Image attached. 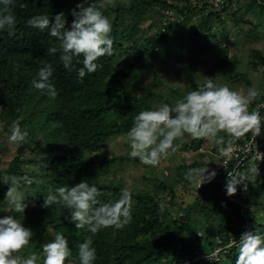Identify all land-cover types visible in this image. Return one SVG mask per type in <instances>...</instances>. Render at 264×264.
Returning <instances> with one entry per match:
<instances>
[{"label":"trees","instance_id":"1","mask_svg":"<svg viewBox=\"0 0 264 264\" xmlns=\"http://www.w3.org/2000/svg\"><path fill=\"white\" fill-rule=\"evenodd\" d=\"M185 1L181 6L169 0H95L96 6L111 20L114 52L111 57L100 58L103 68L86 74L83 82L76 78L75 70L69 73L63 68L59 60L60 41L26 25L27 18L32 15L54 16L64 12L67 27L73 19L70 10L82 0H23L22 5L15 6L14 33L0 32V122L5 132L3 138L7 141L8 126L17 117H22L21 125L29 135L27 143H13L15 155L5 167L0 166V178L11 175L23 178L19 187L27 204L24 224L34 232L29 246L22 250L25 254L34 251L42 260V246L52 238L49 234L58 228L69 237L73 249L66 264H79L78 244L88 233L75 229L74 224L64 219L67 209L62 210L55 204L50 208L42 207L44 195L49 188L54 190L62 184L71 186L88 179L103 190L102 202L118 198L120 188L127 185L112 179L113 171L120 163L140 160L101 151L112 136L127 134L137 112L161 102L173 103L177 97L196 88L200 81L205 82L204 77L209 75L214 81L230 86V82L234 84L242 79L247 86H252L251 68L243 71L235 64L229 65L232 43L227 31L219 55L221 60L214 62L219 67L217 72L198 77L194 63L200 60L199 55L216 51L220 46L218 29L225 27L226 17L235 13L240 18L258 3L241 0L239 5L224 10L207 11L206 4L193 7ZM166 7L174 8L181 17L172 20L165 31L159 28L152 35L133 32L149 19L151 25L155 24ZM178 27L183 31L191 30L187 37L192 43L200 45L209 41L212 45L204 49L192 46L189 55L175 62L171 74L175 82L169 92H163L144 83L141 76L148 67L149 58H172L170 35L177 33L181 38ZM177 37L174 36L177 49H189L187 43ZM51 48L56 52L49 54ZM250 57L254 58V67L264 68L262 50L252 49ZM127 59H130L128 66L120 64ZM42 60L52 62L55 68L53 83L59 93L55 99L31 86ZM220 135L223 142L220 145L213 142L209 147L205 140L193 139L189 144L178 138L174 141L177 148L196 150H193L192 159L179 164L174 173L158 179L151 188L132 190L127 186L133 193V219L122 229H102L93 237L98 257L96 264H186V260L198 253L211 257L192 260L189 264H235L238 248L233 241H238L246 230L264 231V177H254L244 200L226 195L224 184L217 176L201 187L184 178L188 168L206 166V161L215 163L220 158L219 146L229 144L228 138L223 133ZM3 144L0 142V153ZM261 144L264 146V140ZM178 184L197 191L194 202L185 209L174 207ZM9 188L10 184L0 179V208L5 207ZM9 214L12 213L0 211V216ZM218 249L220 251L214 254Z\"/></svg>","mask_w":264,"mask_h":264},{"label":"clouds","instance_id":"2","mask_svg":"<svg viewBox=\"0 0 264 264\" xmlns=\"http://www.w3.org/2000/svg\"><path fill=\"white\" fill-rule=\"evenodd\" d=\"M23 0H0V32L8 31L12 35L17 22L15 6ZM73 17L66 27L64 12L52 14L40 13L27 18L26 25L39 32H47L50 37L60 41L59 60L63 68L83 82L86 74L103 68L100 58L111 57L114 52L112 23L108 15L95 4V0H82L70 10ZM49 54L56 49L48 50ZM75 60V63H74ZM79 65V67H77ZM55 68L52 62L41 61L31 86L43 94L55 99L58 90L53 83ZM253 86L246 89L235 88L227 83H218L207 79L202 85L177 97L173 103L161 102L154 107L144 108L133 117L127 132L129 155L138 158L144 165L156 167L161 159L177 150L174 143L186 134L192 139L212 141L220 145L228 138L229 147L219 148L220 155L227 156L234 141L251 133L260 135L264 127V115L258 109L250 110V105L259 96ZM264 98V97H263ZM262 98V99H263ZM260 99V98H259ZM22 117L13 119L8 126L7 139L10 143L25 144L29 133L21 125ZM258 173L257 165L246 171H229L225 178V193L232 196L237 186L247 189L248 178ZM217 172L209 165L190 167L184 173L186 181L200 187L215 179ZM3 181L10 184L5 196V207L0 211L12 214L0 216V264H66L72 257L73 249L69 237L56 231L51 239L42 246L43 257L36 252L25 254L22 250L29 246L34 232L24 224L27 207L25 195L20 190L23 179L16 175L4 176ZM103 190L88 179H82L74 185L62 184L54 190L49 188L44 195L42 207L58 205L67 209L64 219L75 225V229H84L86 235L78 244L79 264H96L97 250L93 237L102 229H122L133 219V193L127 187L119 190L118 198L102 202ZM14 213L23 214L22 217ZM238 248L235 264H264V231L246 230L234 240Z\"/></svg>","mask_w":264,"mask_h":264},{"label":"rangeland","instance_id":"3","mask_svg":"<svg viewBox=\"0 0 264 264\" xmlns=\"http://www.w3.org/2000/svg\"><path fill=\"white\" fill-rule=\"evenodd\" d=\"M104 1H128V0H104ZM244 12V11H242ZM237 14H240L239 12ZM238 16V15H237ZM233 13L226 17L225 27H220L219 30V38L218 45H220L216 51H211V53H204L200 56V60L194 63V67L197 70L198 77H202L208 72L215 73L219 69L218 66L214 65L218 59L221 60L219 55L222 53L221 46L225 44V33L228 32L229 42L230 44V56H229V65L237 66L238 69L246 71V69L251 68L249 74H251V84L255 87L259 94V98H263L264 95V68L261 66L254 67V58L250 57V51L254 48L260 49L264 52V9L261 6L253 7L248 12L242 13V16L239 18ZM189 26H192V17L188 20ZM198 22V21H197ZM155 24L151 25V19L141 23L138 28H134L133 32L136 31L143 32V34L152 35L156 29L160 28L161 23L159 20L154 22ZM178 32L181 35V38L177 37V33H173L174 36L177 37V40H183L189 46V49L186 51L178 50L176 46V42L174 40V36L170 35L169 45L173 50V56L170 60H166L165 58H160L159 56L151 57L147 61L148 67L142 73L141 79L146 84H152L156 88L162 90L163 92H169L170 86L174 84L175 79L171 77L173 69L172 66L175 62H180L182 59L189 55L192 50L190 49L192 46L194 47H207L208 45H212V42H205L199 44L192 43L191 39L187 37L185 31L181 30L178 27ZM191 32L190 29H186ZM223 31V34H222ZM227 31V32H225ZM182 33V34H181ZM191 34V33H190ZM221 43V44H220ZM187 46V47H188ZM177 49V50H175ZM238 61V62H237ZM130 59L122 62L125 66H128L130 63ZM163 75V76H162ZM212 76H205V81ZM185 80V79H184ZM218 82V80H215ZM185 83V82H184ZM204 82L200 81L199 85H202ZM219 83V82H218ZM232 87L235 88H247V84L244 79L236 81L234 84L230 82ZM3 123L0 122V142H3L2 151L0 153V166L5 167L7 162L10 161L16 152V146L13 143L5 140L3 137L5 132L3 129ZM186 143H191L192 138L187 134L181 138ZM3 140V141H2ZM206 141H204L205 143ZM207 146L209 147L213 144L212 141H207ZM195 149H185V148H177L174 153H171L169 156L161 159V162L158 166L152 167L149 165H144L140 161L138 162H129V163H120L117 166V169L113 171L112 179H117L121 182H124L130 189L132 190H141L145 188H151L153 184H155L158 179L163 177H168V174H172L175 172V168L189 160L194 156ZM102 154L109 155H124L130 156V148L128 147V138L126 134H118L112 136L105 144L102 149ZM209 154V152L207 153ZM252 184V182H251ZM197 195V191L192 187L189 188L187 186H183L178 184L175 188V201L174 207L176 209L182 208L185 209L187 206L191 205ZM178 211V210H177ZM56 231H60L58 228L54 229ZM53 233V234H52ZM49 234V236H53L54 232Z\"/></svg>","mask_w":264,"mask_h":264},{"label":"built area","instance_id":"4","mask_svg":"<svg viewBox=\"0 0 264 264\" xmlns=\"http://www.w3.org/2000/svg\"><path fill=\"white\" fill-rule=\"evenodd\" d=\"M170 2L179 3L181 6L186 4V1L183 0H169ZM241 0H188L187 2L191 4L193 7L203 5H207V11L210 10H224V8L230 6L239 5ZM258 3V6L264 7V0H255ZM179 13L175 11L172 7H166L162 9V12L159 16V22L161 23L160 29L165 31L172 20L178 19ZM181 17V16H180ZM179 17V18H180ZM186 35H189L188 31H185ZM258 109L262 115H264V98L256 99L253 101L252 105H250V110ZM264 140V127H262V132L260 135L253 137L251 133L245 134L240 137L238 140L234 141V146L231 148L230 153L227 156L220 155V158L215 161V163H210L209 161L205 162L206 166L209 165V169H215L217 172V180L223 184H225V178L229 171L235 173L237 171H246L248 168L253 165H257L258 173L252 174L249 176L247 182V189L242 190V185L237 186V192L232 195L234 198H240V200H244L247 197V193L251 189V182L254 180L255 176L264 177V146H262V142ZM228 145L219 146V148H227ZM220 154V153H219ZM201 187V186H200ZM247 209V207H246ZM247 228H249V224L247 223ZM201 235V233H199ZM221 249V248H220ZM218 249L214 254L220 251ZM210 255V254H209ZM204 255L198 253L196 257L191 260H186V264L192 262V260L199 259H210L211 256ZM213 255V254H212ZM215 256V255H213ZM212 256V257H213Z\"/></svg>","mask_w":264,"mask_h":264}]
</instances>
